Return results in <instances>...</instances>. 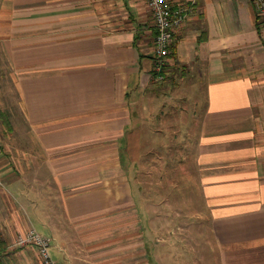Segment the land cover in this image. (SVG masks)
I'll return each instance as SVG.
<instances>
[{
  "label": "crops",
  "instance_id": "crops-1",
  "mask_svg": "<svg viewBox=\"0 0 264 264\" xmlns=\"http://www.w3.org/2000/svg\"><path fill=\"white\" fill-rule=\"evenodd\" d=\"M174 7L192 15L166 80L153 83L158 30L147 0H0V80L6 69L35 138L13 144L0 103V264H39L36 249L15 245L31 229L53 239L58 264H159L132 170L153 137L186 125L188 113L175 105L168 116L163 98L182 83L220 263L264 264V23L252 0Z\"/></svg>",
  "mask_w": 264,
  "mask_h": 264
},
{
  "label": "rangeland",
  "instance_id": "rangeland-1",
  "mask_svg": "<svg viewBox=\"0 0 264 264\" xmlns=\"http://www.w3.org/2000/svg\"><path fill=\"white\" fill-rule=\"evenodd\" d=\"M3 75L4 79L0 80V93H3V96H0V103H3L2 109L10 113L12 118V126L15 129L12 143L20 147L32 146L35 138L22 107L17 104L15 85L10 82V76L5 77L8 75L6 69ZM8 84H12V89ZM181 95L185 97L183 103L179 101ZM163 98L165 103L169 104L167 105L169 112L166 111L168 116L171 115L173 106L180 105L184 111L181 110L177 114L186 117L188 113L187 120L190 121L189 112L193 111L194 105L190 90L183 83L180 84V89L168 91ZM149 118L147 114L144 115L143 122L149 121ZM152 121L153 130H156L155 116ZM187 122L176 131L177 136L173 134L174 130L164 129L161 131L162 135L159 133L158 137H153L156 144L153 143V148L147 152V147H144L145 156L141 161L138 162V154H135L137 163L132 170L133 183L139 197L138 207L141 210L142 224L148 233L151 248L149 253L159 264H221L216 242L208 228L210 222L206 216L207 211L191 148L194 137H190L191 131ZM171 124L169 120L163 127L167 128ZM0 128L6 130L1 122ZM150 140L151 138H148L149 143ZM53 188L57 191L56 186ZM53 196H58L57 192ZM128 218L131 228L139 225L134 223L140 219L137 212L134 211Z\"/></svg>",
  "mask_w": 264,
  "mask_h": 264
},
{
  "label": "built area",
  "instance_id": "built-area-1",
  "mask_svg": "<svg viewBox=\"0 0 264 264\" xmlns=\"http://www.w3.org/2000/svg\"><path fill=\"white\" fill-rule=\"evenodd\" d=\"M157 26L158 34L155 44L154 71L157 83L166 80V68L171 56L176 33L183 28L190 16L192 8L175 9V0H147ZM259 18L264 23V0H252ZM53 239L31 229L26 234L18 236L16 246L20 248H34L39 254V264H58L53 258L51 248Z\"/></svg>",
  "mask_w": 264,
  "mask_h": 264
},
{
  "label": "trees",
  "instance_id": "trees-1",
  "mask_svg": "<svg viewBox=\"0 0 264 264\" xmlns=\"http://www.w3.org/2000/svg\"><path fill=\"white\" fill-rule=\"evenodd\" d=\"M171 49H172V52H171V55H172V53H173L174 51H173V48H171ZM152 76H153V83H157V81H156V73H155L154 69H153V71H152ZM5 122H6L7 125L9 126V122H8L7 120H5Z\"/></svg>",
  "mask_w": 264,
  "mask_h": 264
}]
</instances>
